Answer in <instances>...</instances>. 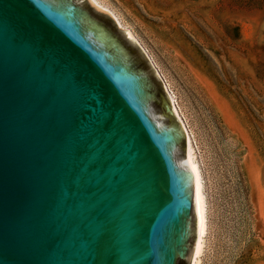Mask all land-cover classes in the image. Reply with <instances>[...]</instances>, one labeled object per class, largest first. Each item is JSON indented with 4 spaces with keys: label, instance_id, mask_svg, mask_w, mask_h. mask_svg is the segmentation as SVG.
Wrapping results in <instances>:
<instances>
[{
    "label": "water",
    "instance_id": "water-1",
    "mask_svg": "<svg viewBox=\"0 0 264 264\" xmlns=\"http://www.w3.org/2000/svg\"><path fill=\"white\" fill-rule=\"evenodd\" d=\"M186 136L91 0H0V264H190Z\"/></svg>",
    "mask_w": 264,
    "mask_h": 264
},
{
    "label": "rangeland",
    "instance_id": "rangeland-1",
    "mask_svg": "<svg viewBox=\"0 0 264 264\" xmlns=\"http://www.w3.org/2000/svg\"><path fill=\"white\" fill-rule=\"evenodd\" d=\"M102 1L191 132L208 223L200 264H264V0Z\"/></svg>",
    "mask_w": 264,
    "mask_h": 264
},
{
    "label": "bare ground",
    "instance_id": "bare-ground-1",
    "mask_svg": "<svg viewBox=\"0 0 264 264\" xmlns=\"http://www.w3.org/2000/svg\"><path fill=\"white\" fill-rule=\"evenodd\" d=\"M91 1L97 7L107 11L116 20V22L121 28L125 27V25L123 24L119 16L116 14V12L112 10L107 4H105V2H103L102 0H91ZM129 31L133 34V32L130 29ZM143 49L146 51V48L143 47ZM149 57L151 58L150 55ZM162 80L164 83V87L166 91L168 92L175 116L178 119L179 123L181 124L184 130L185 136H186V159H187L188 166L193 175L194 204H195L197 220H198V232H197L196 241H195L190 264H200L202 260V255L204 253L206 237H207V232H208L207 213H206L207 211L206 197H205V192L203 189V181H202L203 178H202V174H201L198 162L196 160L195 149H194L191 132L182 116V113L176 101V97L170 90L168 84L163 79V77H162Z\"/></svg>",
    "mask_w": 264,
    "mask_h": 264
}]
</instances>
